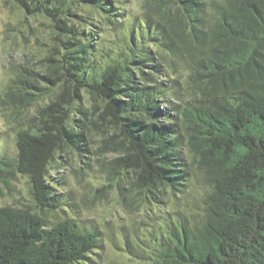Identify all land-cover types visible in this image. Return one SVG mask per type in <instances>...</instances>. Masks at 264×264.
I'll return each instance as SVG.
<instances>
[{"label":"trees","instance_id":"obj_1","mask_svg":"<svg viewBox=\"0 0 264 264\" xmlns=\"http://www.w3.org/2000/svg\"><path fill=\"white\" fill-rule=\"evenodd\" d=\"M13 1L49 37L43 73L0 89V180L25 177L38 205L0 206V264H264V0ZM60 152L110 153L103 187L139 216H65Z\"/></svg>","mask_w":264,"mask_h":264},{"label":"rangeland","instance_id":"obj_2","mask_svg":"<svg viewBox=\"0 0 264 264\" xmlns=\"http://www.w3.org/2000/svg\"><path fill=\"white\" fill-rule=\"evenodd\" d=\"M131 5L138 10L137 0H133ZM48 32V23L44 18H25L13 0H0V89L8 84L22 67L43 71L46 64ZM13 117L10 110L0 109V147L6 148L10 156L15 152L12 127L16 124ZM59 156L61 159L53 161L48 171L59 182L53 185L52 192L60 194L66 191L74 198L73 210H64L65 216L76 220H94L103 229L106 228L107 221L111 222L113 229H117L120 225L131 222V218L139 216L138 207L135 205L137 201H134L129 193L124 192L121 196L114 187H103L105 181L100 176L103 175L105 160L111 157L110 153H83L81 160L86 164L82 163V168L77 165L78 158L75 155L60 152ZM77 168L85 170L83 174L79 171L78 177L75 176ZM8 180L9 183L0 180V206L38 207L25 177L16 174ZM47 216L51 222L53 218ZM101 264L139 263L109 250L104 253Z\"/></svg>","mask_w":264,"mask_h":264}]
</instances>
